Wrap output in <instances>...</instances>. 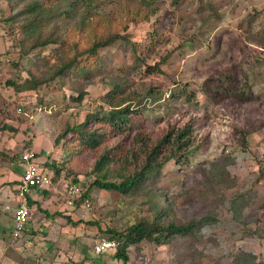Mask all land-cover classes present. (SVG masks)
I'll use <instances>...</instances> for the list:
<instances>
[{
    "label": "rangeland",
    "instance_id": "obj_1",
    "mask_svg": "<svg viewBox=\"0 0 264 264\" xmlns=\"http://www.w3.org/2000/svg\"><path fill=\"white\" fill-rule=\"evenodd\" d=\"M134 5L148 17L114 27L123 6ZM116 28L130 42L103 46L89 60L81 55L92 33ZM46 38L54 42L29 50ZM69 59L87 61L55 76ZM32 76L47 80L37 90L6 83ZM127 105L135 122L119 134L108 132L97 149L75 140L83 127L55 142L87 114ZM4 122L17 131L0 130V191L5 186L13 195L1 200L0 194V264H243V252L264 264V0H0V126ZM101 124L91 120L84 129ZM182 128L193 148L186 164L171 158L127 195L90 186L104 147L136 151L139 131L155 141ZM25 149L36 153L40 171L52 177L54 163L81 189L68 196L61 177L31 190V218L14 237L16 179L24 167L18 158ZM140 161L139 153L110 166L126 174ZM115 171L110 179L121 180ZM156 201L170 207L174 221H214L193 236L131 245L126 262L114 249L94 252L97 239L110 235L107 227L152 219Z\"/></svg>",
    "mask_w": 264,
    "mask_h": 264
},
{
    "label": "trees",
    "instance_id": "obj_2",
    "mask_svg": "<svg viewBox=\"0 0 264 264\" xmlns=\"http://www.w3.org/2000/svg\"><path fill=\"white\" fill-rule=\"evenodd\" d=\"M33 6H35V4L32 5V7ZM123 8V16L111 21L114 27L124 24L127 19L133 20L135 17H148L147 14H145V10L141 9L137 5H134L132 8L123 6ZM98 19L104 20L105 16L102 15V17H99ZM126 26L127 25L124 24L125 29ZM118 32L119 31H117L116 28L115 32L109 33L108 35L106 33L103 34L100 32L92 33L91 39L85 45L83 51L81 52V55L86 53L87 60H89L93 57V54H95L103 46L112 44L117 40L130 42L126 36ZM51 42H54L52 38L37 40L36 42L31 43L29 50H33L38 46L46 45ZM78 60L69 59L64 64L59 65V67L55 69L53 74L55 76H64L72 67L78 69L87 61H85V59H80V61ZM19 77L20 75H17L16 78ZM46 80V77L32 76L31 78L24 79L22 83H18L17 79L15 78L7 80L6 83L14 87L16 90H37L38 88H41L43 86ZM82 96L83 93L79 92L76 100H81ZM135 112V109H131L127 105L124 107H112L104 114H101V112H96L95 114H87L86 118L80 124L67 127L64 132L56 137L55 142H58V140L65 134H67V132L74 131L78 127H83V131L81 133L82 135H79V137L75 138V140H78L79 144L82 147L95 150L103 143V140L105 139L108 132H111L112 130L115 134H119L121 131L128 128L131 122H135ZM91 120L101 121L102 124L100 126L98 125L95 127H91L90 130H85L84 127H87ZM0 130H8L12 132V134H15L17 131V127H14L8 122H4L0 126ZM186 132L187 128L178 129L174 133H172V131H168L161 137L155 139V141H150L146 140L142 132L139 131L134 136L136 144L139 146V150L137 149L135 151L131 148L128 151L126 150V153H111L114 146L109 148L104 147L103 151L98 155L91 170V173H95L96 177L90 186H97L100 189L116 191L123 195H127L131 191L139 190L147 180L148 174L161 169V167L171 158H176V162L181 165L186 164L189 161L191 153L193 152V148L189 146L187 139H185V137L187 136ZM138 152L141 154V161L140 164L135 168L130 169V171L128 170L126 174L122 173V167H119V169H117L116 171L114 169L112 170L110 166L112 163H125L130 155L132 156V158L137 159V155L139 154ZM15 157L16 156H14V158ZM18 159L21 163L20 158ZM52 167L54 170V174L51 177L52 183L57 182L61 179V177H63L64 179L67 178V175L65 173H62L61 169L59 167H56L54 163ZM112 171H115L114 175L120 177L121 180H111L110 173L112 174ZM72 182L75 183L76 180L74 179V181ZM47 194H49V192H47V189H44L43 195ZM85 196H87L86 192L82 194L81 198L79 197L80 201L83 200ZM33 202L34 200L29 196V204L31 205L33 204ZM153 208L154 215L150 220L142 218L140 221L132 223L127 228L122 230H117L114 227H107L106 231L109 232L110 235L106 238L114 239L117 242L114 257L120 258L124 262H126L128 260L127 248L131 245H135L144 240L160 245L169 242L172 238L177 236H193L202 228L205 222L212 223L214 221L213 216H203L199 219H191L187 222L180 223L174 221L173 219H170L169 212L171 211V209L168 205L163 206L158 201H156L155 203H153ZM42 211L46 215H49V212L46 209H42ZM68 222L74 224L77 223V221H72L70 218H68ZM83 222L92 223L91 221ZM26 228L27 227H25V229ZM239 257L243 261V264H262L259 261L255 260L256 257L254 254L249 252L240 253Z\"/></svg>",
    "mask_w": 264,
    "mask_h": 264
},
{
    "label": "built area",
    "instance_id": "obj_3",
    "mask_svg": "<svg viewBox=\"0 0 264 264\" xmlns=\"http://www.w3.org/2000/svg\"><path fill=\"white\" fill-rule=\"evenodd\" d=\"M36 159V153L30 149H25L20 155V161L24 165L20 179L16 187L17 206L13 213L14 230L13 235L17 237L24 230L29 219L31 218V206L29 204V194L31 190L37 188H45L51 184V177L39 170ZM62 187L66 190L68 196L79 195L80 187L77 183L61 179ZM89 206V202L85 201ZM117 247L114 239L100 237L93 246L95 253L99 254L103 251H109Z\"/></svg>",
    "mask_w": 264,
    "mask_h": 264
},
{
    "label": "crops",
    "instance_id": "obj_4",
    "mask_svg": "<svg viewBox=\"0 0 264 264\" xmlns=\"http://www.w3.org/2000/svg\"><path fill=\"white\" fill-rule=\"evenodd\" d=\"M22 173V172H21ZM20 176H21V174H19L18 176H17V179H16V187H17V184H18V181H19V179H20ZM1 191H0V194H1V200L3 199V198H5L6 200L7 199H10V198H12L13 197V195H12V192L9 190H6V188H5V186H1ZM44 197V196H43Z\"/></svg>",
    "mask_w": 264,
    "mask_h": 264
}]
</instances>
